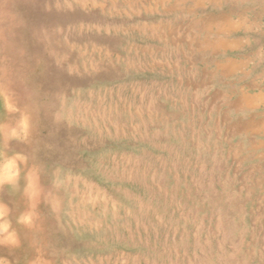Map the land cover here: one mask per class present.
<instances>
[{
    "label": "rangeland",
    "instance_id": "1",
    "mask_svg": "<svg viewBox=\"0 0 264 264\" xmlns=\"http://www.w3.org/2000/svg\"><path fill=\"white\" fill-rule=\"evenodd\" d=\"M167 2L0 0V264H264L257 153Z\"/></svg>",
    "mask_w": 264,
    "mask_h": 264
},
{
    "label": "crops",
    "instance_id": "2",
    "mask_svg": "<svg viewBox=\"0 0 264 264\" xmlns=\"http://www.w3.org/2000/svg\"><path fill=\"white\" fill-rule=\"evenodd\" d=\"M164 10L177 17L172 40L176 33L177 43L181 36L212 62L202 67L207 100L218 107L226 135L251 141L259 159L252 167L264 184V0H169Z\"/></svg>",
    "mask_w": 264,
    "mask_h": 264
},
{
    "label": "bare ground",
    "instance_id": "3",
    "mask_svg": "<svg viewBox=\"0 0 264 264\" xmlns=\"http://www.w3.org/2000/svg\"><path fill=\"white\" fill-rule=\"evenodd\" d=\"M240 26V25H239ZM21 171V170H20ZM22 176V175H21ZM18 178V177H17ZM15 180V179H14ZM11 182H12V180H11ZM11 185V184H10ZM11 187V186H10ZM4 189V188H3ZM1 195V194H0ZM4 201V200H3ZM21 247V246H20ZM16 251V250H15ZM14 254V253H13ZM25 258V257H24ZM22 262V261H21ZM26 263V262H25Z\"/></svg>",
    "mask_w": 264,
    "mask_h": 264
}]
</instances>
